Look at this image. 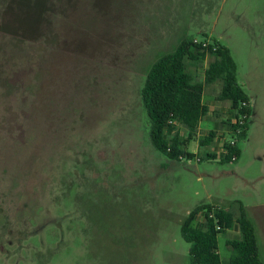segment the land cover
I'll use <instances>...</instances> for the list:
<instances>
[{"label":"rangeland","instance_id":"1","mask_svg":"<svg viewBox=\"0 0 264 264\" xmlns=\"http://www.w3.org/2000/svg\"><path fill=\"white\" fill-rule=\"evenodd\" d=\"M32 3L0 0V264H190L187 212L236 214L237 201L264 263V0ZM182 38L229 49L250 115L239 138L221 80L205 83L208 112L171 160L150 141L140 89ZM212 58L185 61L194 79ZM231 139L239 156L220 161ZM237 234L234 222L217 235L223 262Z\"/></svg>","mask_w":264,"mask_h":264},{"label":"trees","instance_id":"2","mask_svg":"<svg viewBox=\"0 0 264 264\" xmlns=\"http://www.w3.org/2000/svg\"><path fill=\"white\" fill-rule=\"evenodd\" d=\"M44 1L34 0L31 7L36 4L37 8H42ZM0 28H3L1 24ZM206 53L212 54L213 58L203 70V80H196L185 61L196 62ZM217 79L221 80L217 99L228 100L234 115H237L236 110L246 111L250 115V106L240 107L242 101L249 100L236 81L235 63L226 46L213 40L203 46L191 38H182L173 50L162 54L151 65L140 89V98L149 119L150 141L168 159L178 160L188 155L184 147L208 112V106L202 100L204 84ZM247 119L243 130L237 134L239 138L246 135ZM173 121L182 125L186 136L179 133ZM235 126L237 123H229L230 129ZM215 136V130L209 129L198 139V145H209ZM223 147L226 151L222 153L220 161L231 160L233 153L236 158L239 156L236 144L223 142ZM207 156L209 159L216 157L215 153H208ZM236 205V214L224 207L205 203L197 204L187 212L179 230L181 237L190 243V264H264L259 255L254 224L245 206L239 201ZM201 211L204 219L197 222L195 215ZM234 222L238 234L225 240L232 253L223 262L217 251V235Z\"/></svg>","mask_w":264,"mask_h":264},{"label":"built area","instance_id":"3","mask_svg":"<svg viewBox=\"0 0 264 264\" xmlns=\"http://www.w3.org/2000/svg\"><path fill=\"white\" fill-rule=\"evenodd\" d=\"M193 41L201 42L203 46H206L208 44V43H205L201 40L193 39ZM246 106H249V101H242L240 107H246ZM232 111H233V109H232ZM236 112H237V115H234V114L232 115L231 123H237V126H235V128H231V131H233L236 134H239L243 130V124L245 123V120L247 117H249V115L247 114L246 111H240V110L237 111L236 110ZM173 122L176 124L178 130H179V127H182V125L180 123H178L176 121H173ZM228 143L231 145L235 144V140L231 139L228 141ZM221 148H222V153H224L226 151V149L223 147V142L221 143ZM235 158H236V155L233 153L231 155V160H234Z\"/></svg>","mask_w":264,"mask_h":264},{"label":"crops","instance_id":"4","mask_svg":"<svg viewBox=\"0 0 264 264\" xmlns=\"http://www.w3.org/2000/svg\"><path fill=\"white\" fill-rule=\"evenodd\" d=\"M255 96H256V95H255ZM255 96H251V98H252V103H253V110H252V114H253V115L256 114V108H255V101H256V100H255ZM248 100H249V99H248ZM249 106H250V104H249ZM247 128H248V124H247ZM247 128H246V129H247ZM237 158H238V157H237ZM237 158H236V159H237Z\"/></svg>","mask_w":264,"mask_h":264}]
</instances>
